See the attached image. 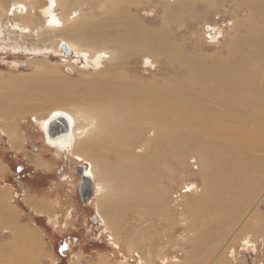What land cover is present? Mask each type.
I'll return each instance as SVG.
<instances>
[{
  "label": "bare ground",
  "instance_id": "obj_1",
  "mask_svg": "<svg viewBox=\"0 0 264 264\" xmlns=\"http://www.w3.org/2000/svg\"><path fill=\"white\" fill-rule=\"evenodd\" d=\"M32 1L20 0L13 9V13L22 15V23L26 27L36 21L35 14L31 12L35 6ZM104 2L98 0L96 4L103 8L102 14H105L101 20L81 16L72 18L74 8L88 4L87 0H53L47 13L52 15L51 10L56 7L62 9L56 26L71 31L69 33L74 38L62 41L70 50L76 53L84 51L82 43H85L90 48V54L86 55L89 64L102 65L106 59L112 60L113 64L81 87H75L69 78L60 74H38L30 79L33 90L25 94L13 89L16 83L12 82L11 88L0 93V119L8 121L20 114L48 108L43 114H35L34 118L40 121L49 145L62 150L69 148L74 156L89 159L90 163L76 165L88 164L86 173L93 178L97 207L106 222L109 220L107 217L120 216V212L133 208V217L128 222L132 228H139L147 222L143 207L156 198L155 189H152L156 177L150 165H165L173 151H189L201 159L200 175L204 179L205 196L200 205L210 202L209 207H202L203 210L209 211L214 207L223 210L226 207L223 203L233 198V204L237 203L241 193H234L244 184L251 187L253 179L264 169V91L258 88L255 82L257 75L252 73L264 66V22L260 21L264 19V0L241 1L248 12V30H251L244 37L231 41L229 56L225 58L185 54L183 45L176 44L165 27L161 32L145 27L132 13L133 0H119L111 7L108 5L107 9ZM140 2L134 4L138 6ZM202 2L193 4V8ZM176 3L165 7L166 19L176 12L175 9L183 11L182 5ZM50 27L56 29L55 26ZM236 34L238 31L235 37ZM140 55L166 60V72L169 69L175 76L165 75L154 81H145L143 77L147 74L139 73L131 62ZM178 73H184L183 77L177 78ZM2 78L0 76V80ZM20 79L25 86L29 84V79ZM4 81L0 83L1 90ZM22 83L18 85L20 89L23 88ZM93 83L97 84L90 85ZM36 92L41 95L38 99ZM64 123L68 124V131L51 137L49 127L57 130ZM253 125L256 129L251 127ZM3 131L1 134H7L13 146L17 147L14 129L4 127ZM163 168L167 170L166 166ZM163 187L168 195L169 187L166 184ZM161 197L159 202L163 201L164 197ZM259 200L252 207V215L258 209ZM32 206L38 211L47 208L37 203ZM171 209L172 215L184 216L183 207L178 209L176 205V213ZM8 211L2 206V217L7 218ZM257 216L260 217L256 223L263 224L264 218ZM27 235L30 234L21 230L14 232L16 239ZM123 238L129 241L127 236ZM147 240V245L151 246L154 240ZM7 247L0 244V264H29L24 260L33 257V253H27L20 247L5 251ZM145 263L153 264L150 251Z\"/></svg>",
  "mask_w": 264,
  "mask_h": 264
},
{
  "label": "rangeland",
  "instance_id": "obj_2",
  "mask_svg": "<svg viewBox=\"0 0 264 264\" xmlns=\"http://www.w3.org/2000/svg\"><path fill=\"white\" fill-rule=\"evenodd\" d=\"M18 1L0 0V76H3L0 83L5 80L0 93L11 88L14 85L12 82H15L16 87L12 88L25 94L33 90L31 78L38 74H60L69 78L75 87L85 86L113 64L108 59L102 65L89 64L86 55L90 54V48L80 39L77 42L82 43L84 51H73V55L67 56L61 50L59 44L66 38L74 37L69 29L57 27L61 8L52 9V15L47 13L53 0H29L35 5L31 12L36 20L30 27L23 25L22 15L13 13ZM104 1L107 3L105 9L119 3V0ZM133 1L132 13L139 17L146 28L161 32L165 27L164 30L173 36V41L183 45L184 53L193 56L228 57L229 47L234 40L244 37L251 30H248V12L241 5L244 0H140L138 6L134 3H139V0ZM97 2L87 0L88 4L74 8L72 18L81 16L101 20L105 14H102L103 8L100 9ZM201 2L203 6L193 8V4ZM173 3L182 5L183 11L175 9L176 12L166 19L164 9ZM260 21L262 23L264 19ZM50 26H55L57 30ZM131 62L139 73L147 74L143 77L145 81H154L165 75L175 76L169 69L166 72L168 62L164 59L140 55ZM252 73L257 75L256 85L264 91V66L262 70ZM177 75V78L183 77L184 73ZM21 77L31 79L29 84L25 86ZM20 83L24 89L18 87ZM94 84L97 83L90 85ZM36 97L40 98V93ZM31 102L36 104L35 101ZM47 110L44 107L14 116L8 121L0 119V244L8 246L5 251L20 247L27 253H33V257L24 260L29 264H146L149 251L153 264H264V223H256L260 217L257 215L264 218V169L253 179L255 181L251 187L244 184L234 193H241L239 199V195L236 197L237 203L233 204V198L223 203L226 206L223 210L218 211L214 207L208 211L202 207H209L210 202L205 206L200 205V200L205 196L204 179L200 175L201 159L189 151H173L165 165H150L156 177L152 182L156 200L149 201L143 207L147 222L139 228H132L131 222H128L135 208L120 212V216H106L109 219L106 222L97 207L96 196L87 205L80 200L81 179L74 165L90 163L89 159L74 156L69 148L62 150L49 145L40 121L34 118L35 114H43ZM4 127L14 129L17 147L13 146L7 134H1ZM251 127L256 129L254 125ZM35 170L40 177L43 176L41 171H45L46 176L35 179ZM165 184L169 187L168 195V191L163 190ZM161 196L164 198L159 202ZM258 198V209L252 215V207ZM29 200L31 202H27ZM34 203L47 208L34 210ZM176 205L178 209L183 207L184 216L170 213ZM2 206L9 210L7 218L2 217ZM95 214L98 216L97 223L91 219ZM163 214L165 216H159ZM116 218L121 220L117 221ZM17 230L30 235L16 239L14 232ZM126 236L129 241L123 240ZM130 238L134 241V247L130 244ZM147 239L154 240L151 246L147 245Z\"/></svg>",
  "mask_w": 264,
  "mask_h": 264
},
{
  "label": "water",
  "instance_id": "obj_3",
  "mask_svg": "<svg viewBox=\"0 0 264 264\" xmlns=\"http://www.w3.org/2000/svg\"><path fill=\"white\" fill-rule=\"evenodd\" d=\"M60 48L65 52L67 56H71L74 54L73 51L70 50V48L67 46L65 42L61 43ZM56 129L57 130H55L53 126L49 127L48 133L50 134L51 137L60 135L62 133H66L69 129V126L67 123H64V126ZM86 166H88V164L75 166L77 174L80 176L82 181L81 184L79 185V195H80V200L84 205L89 204V202L92 200V198L95 195L93 178L91 177V175L86 173ZM91 219L95 223L98 222V216L96 214L93 217H91Z\"/></svg>",
  "mask_w": 264,
  "mask_h": 264
},
{
  "label": "flooded vegetation",
  "instance_id": "obj_4",
  "mask_svg": "<svg viewBox=\"0 0 264 264\" xmlns=\"http://www.w3.org/2000/svg\"><path fill=\"white\" fill-rule=\"evenodd\" d=\"M21 163H23V165H27V164H25L24 162H21ZM41 172H42V174H43L42 177L46 176L45 171L42 170ZM33 175H34V177H39V175H38L37 173H35V171L33 172Z\"/></svg>",
  "mask_w": 264,
  "mask_h": 264
},
{
  "label": "trees",
  "instance_id": "obj_5",
  "mask_svg": "<svg viewBox=\"0 0 264 264\" xmlns=\"http://www.w3.org/2000/svg\"><path fill=\"white\" fill-rule=\"evenodd\" d=\"M35 173H37L38 175H39V172L37 171V170H35ZM42 178V176L40 177H35V179H41Z\"/></svg>",
  "mask_w": 264,
  "mask_h": 264
}]
</instances>
